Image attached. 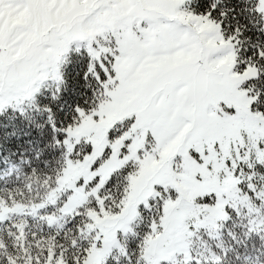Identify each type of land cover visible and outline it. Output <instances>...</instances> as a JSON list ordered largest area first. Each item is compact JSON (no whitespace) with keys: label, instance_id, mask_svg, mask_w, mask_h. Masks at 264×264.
I'll use <instances>...</instances> for the list:
<instances>
[{"label":"snow or ice","instance_id":"1","mask_svg":"<svg viewBox=\"0 0 264 264\" xmlns=\"http://www.w3.org/2000/svg\"><path fill=\"white\" fill-rule=\"evenodd\" d=\"M0 264H264V0H0Z\"/></svg>","mask_w":264,"mask_h":264}]
</instances>
